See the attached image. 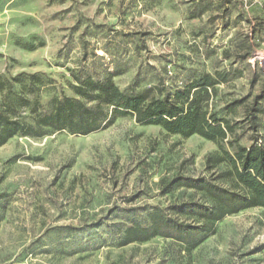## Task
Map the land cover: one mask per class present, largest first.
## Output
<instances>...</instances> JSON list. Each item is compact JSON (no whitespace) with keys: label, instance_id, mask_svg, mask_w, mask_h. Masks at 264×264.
Instances as JSON below:
<instances>
[{"label":"rangeland","instance_id":"obj_1","mask_svg":"<svg viewBox=\"0 0 264 264\" xmlns=\"http://www.w3.org/2000/svg\"><path fill=\"white\" fill-rule=\"evenodd\" d=\"M217 70L231 77L209 111L238 123L241 145L258 135L264 146V98L257 132L246 122L264 97V0H0V76L12 83L0 113L28 123L74 97L77 77L173 93ZM218 150L129 116L89 136L12 138L0 148V264H264L260 207L227 216L191 251L165 237L120 246L154 209L173 216V204L207 201L187 188L166 194L174 178L233 189L218 178L224 166L207 170Z\"/></svg>","mask_w":264,"mask_h":264},{"label":"trees","instance_id":"obj_2","mask_svg":"<svg viewBox=\"0 0 264 264\" xmlns=\"http://www.w3.org/2000/svg\"><path fill=\"white\" fill-rule=\"evenodd\" d=\"M255 26L253 23L252 36ZM230 77L229 71L205 73L173 93L160 87L126 93L112 79L101 82L77 77L76 85L72 87L75 96L57 100L50 113L37 116L32 123L0 113V148L16 136L41 138L63 131L89 136L107 129L117 118L128 116L144 126H160L168 134L186 139L200 136L215 143L219 150L207 158V170L224 166L218 178L230 180L234 188L223 187L205 177H176L167 184L166 194L187 188L202 193L207 201L173 204L169 208L173 216L154 209L148 215V224L127 227L120 242V246L125 247L165 237L191 251L212 235L216 224L227 216L253 207L264 208V146L258 135H254L251 146H243L237 133L238 123L209 111L211 102L218 95L217 86L228 83ZM5 90L11 91L12 83L0 76V91ZM263 98L255 99L246 117L255 132L258 116L263 114L259 107ZM182 217H193L198 222H188Z\"/></svg>","mask_w":264,"mask_h":264},{"label":"built area","instance_id":"obj_3","mask_svg":"<svg viewBox=\"0 0 264 264\" xmlns=\"http://www.w3.org/2000/svg\"><path fill=\"white\" fill-rule=\"evenodd\" d=\"M263 74H264V71H263Z\"/></svg>","mask_w":264,"mask_h":264}]
</instances>
